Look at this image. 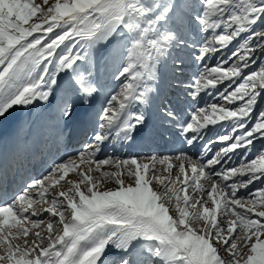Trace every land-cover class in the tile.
<instances>
[{"label": "rangeland", "instance_id": "1", "mask_svg": "<svg viewBox=\"0 0 264 264\" xmlns=\"http://www.w3.org/2000/svg\"><path fill=\"white\" fill-rule=\"evenodd\" d=\"M114 17L122 27L112 36L105 25ZM89 60L100 64L104 94L89 122L99 120L111 155L99 161L77 148L78 158L56 162L25 196L29 202L17 205V212L28 210L20 225L0 219V264L3 257L24 264L41 250L48 264H61L60 239L84 263L115 247L123 252L109 264H264V0H0V76L11 77L0 96V124L18 97L35 92L42 104V90L51 94L52 120L65 102L61 118L75 116L85 102L78 65ZM168 84L186 102L209 99L193 113L194 127L205 131L200 145L209 143L196 156L143 155L115 130L117 114L122 128L125 108L137 112L140 95L153 99L151 87ZM167 115L161 121L178 126ZM92 201L94 209L85 208ZM99 205L98 215L84 218L81 210L90 215ZM63 220L82 226L72 241L63 238ZM151 235L155 242L144 244Z\"/></svg>", "mask_w": 264, "mask_h": 264}, {"label": "bare ground", "instance_id": "2", "mask_svg": "<svg viewBox=\"0 0 264 264\" xmlns=\"http://www.w3.org/2000/svg\"><path fill=\"white\" fill-rule=\"evenodd\" d=\"M119 20H120L119 17H114V18H112V20H109V22L105 25V26H107L110 24V27H111L110 34H112L115 31V29L117 28L118 24L120 23ZM105 26L101 31H99L100 32L99 33V41L100 42H103V39L105 37V33H106ZM34 30L35 29H33L32 31H34ZM78 68L82 72V74L85 73V75L83 76V79H82V81L85 82V85L80 84V87L82 89V90H80V92L84 91L85 94L89 93L91 95V84L93 83V78L97 74V68H94L91 66L90 60L81 62L78 65ZM90 72H91V75L89 74ZM87 74H89V75H87ZM10 80H11V77H9V76H5V77H4V75L0 76V96L2 94L3 89H5L4 87L6 86V84L11 82ZM32 94H28V95L26 94V96H23L20 98L18 97V99H16V100L14 99L15 101L12 102V103H14V106H12L13 111H12L11 115L8 117L7 124L2 126V128H0V142L2 144H5L6 132L11 134L12 139H15L14 132L17 129H19L21 135H26L27 137H29V139H31V142L34 145L39 144V142L42 140L43 133L46 129L44 127V123H45L44 119L40 116V113H42L43 116H47L48 112L46 110H47L48 103L50 104L49 101L51 98V94L48 90H46V91L42 90V104L37 103V101L36 102L33 101V100H37V96H35V92H34V95H32ZM147 95H148V93H147ZM140 96H141V98L139 101L141 102V104H140L141 108L138 109L137 112H134L133 114L130 115L129 113L125 112L126 111L125 109H127V108L124 109L125 111L123 110L124 112L123 111L121 112V116L124 118V122L122 123V128L126 126L127 129L129 130V132L132 134L133 140L137 144L145 142L146 144H144V145H146L145 147H147L150 143L153 145L156 144L155 139L153 137L154 136V131H153L154 127L153 126L156 125L155 124L156 120L154 121L153 120L154 116H152L153 104H152V102H150V100L152 98L149 100L148 98H145L144 94L140 95ZM91 101H92L91 98L85 96V102L82 103L84 105V108H88L90 106ZM29 103H32V104H29ZM32 107H34V108H32ZM26 111H27V113H26ZM129 115H130V118H129ZM31 116L35 119L33 126H31L30 122H29V117H31ZM155 118H156V116H155ZM186 120L188 122H190V120H188V119H186ZM122 121H123V119H122ZM183 121H185V120H182V123H183ZM76 128H78L77 125H76L75 129ZM186 128L184 125L185 131H186ZM148 140H151V142H149ZM59 157H60V154L58 155V158ZM42 165L44 167L46 165H47V167H49V162H45ZM96 201L98 202V200H96ZM92 203H93V201L87 202V203L85 202V208L94 209L93 206L91 205ZM6 207H7L6 205L0 206L1 210H3V211L6 210V213L3 214L4 220H6V222H8V221L16 222L17 218L19 217V213L15 214L13 209L9 210V208L6 209ZM13 217H14V219H13ZM71 222H73V221H71ZM77 227H76V224H74V223H68L67 226L65 223V232H66L65 238L69 237V239H70L69 241L74 240L76 237L75 230H77L76 229ZM65 242L67 243V244L65 243V245H64V240H62L61 242H59L55 245V247L58 246L57 247L58 250L61 249L62 252L64 251L62 254V257H60V259L62 258L61 264H106L107 260H110L111 258L117 257L118 255H120V253L122 251V250H119V249L113 247V249H111V250L109 249L108 251L105 250L104 253H102L100 255L98 253H96L95 257L92 256L93 258L90 260V262L84 263L82 260H80V258H79L80 256L78 257V259L74 257L76 255V251L74 253L71 251V249H70V251L68 250L69 246H71L70 242H68V241H65ZM46 250H48V249H46ZM65 250H66V253H65ZM48 253H50V252H48ZM172 254L173 253H169L167 255V257H171ZM18 255L20 257V254H18ZM50 255L51 254H49V256ZM34 256L36 257V259L32 260L31 262H29L27 264H48L49 259H48L47 253L45 254V256L43 255V253H36ZM63 257H64V259H63ZM3 259H6V258L3 257ZM24 259L25 258L23 257L22 260H24ZM65 259H66V261H65ZM94 260H95V262H94ZM91 261L93 263H91ZM107 264H109V263H107Z\"/></svg>", "mask_w": 264, "mask_h": 264}]
</instances>
